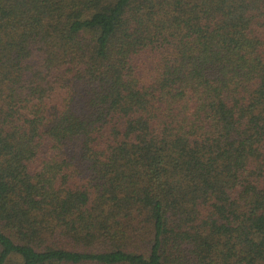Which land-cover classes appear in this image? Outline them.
<instances>
[{
	"label": "trees",
	"instance_id": "trees-1",
	"mask_svg": "<svg viewBox=\"0 0 264 264\" xmlns=\"http://www.w3.org/2000/svg\"><path fill=\"white\" fill-rule=\"evenodd\" d=\"M0 264H264V0H0Z\"/></svg>",
	"mask_w": 264,
	"mask_h": 264
}]
</instances>
